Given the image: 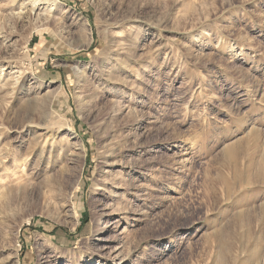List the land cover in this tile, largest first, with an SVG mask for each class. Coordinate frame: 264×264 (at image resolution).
Here are the masks:
<instances>
[{"label": "rangeland", "instance_id": "obj_1", "mask_svg": "<svg viewBox=\"0 0 264 264\" xmlns=\"http://www.w3.org/2000/svg\"><path fill=\"white\" fill-rule=\"evenodd\" d=\"M52 3L0 0V264H264V0Z\"/></svg>", "mask_w": 264, "mask_h": 264}, {"label": "bare ground", "instance_id": "obj_2", "mask_svg": "<svg viewBox=\"0 0 264 264\" xmlns=\"http://www.w3.org/2000/svg\"><path fill=\"white\" fill-rule=\"evenodd\" d=\"M40 1H52L53 3H55L56 2V0H40ZM52 3V4H53ZM40 27V23H33V24H31V27H30V30H31V32H29L30 33V35L34 32V31H36L38 28ZM26 37V36H25ZM24 37V38H25ZM28 37H29V35H28ZM122 42V41H121ZM85 44V43H84ZM116 44H118L117 42H116ZM127 44V43H126ZM122 45V44H121ZM121 47V46H120ZM123 51V50H122ZM121 52V51H120ZM118 54V53H117ZM119 58V57H118ZM116 62H117V64H119L120 63V60L119 59H117L116 60ZM257 128V127H256ZM258 133V132H257ZM251 135V134H250ZM258 138V136L254 139V144H258V142H259V140L257 139ZM248 142V141H247ZM251 142V141H250ZM241 144L239 143H237V144H233V145H230V146H228L225 150H224V156H223V158L226 160V161H230L231 163H233L235 166H236V168H237V163H238V155H239V150H240V146ZM259 146V145H258ZM258 146H256L255 145V147H258ZM78 155H80V154H78ZM241 157V156H240ZM257 167V171H256V179L258 180V178H262V174H264L263 172H264V157H262V159L259 161V163H258V165L256 166ZM256 169V168H255ZM236 171H237V169H236ZM236 174V173H235ZM236 175H238V172H237V174ZM260 179H259V181H260ZM263 179V178H262ZM256 180V181H257ZM258 182V181H257ZM21 194V193H20ZM25 194V193H24ZM27 194V193H26ZM17 195H18V193H17ZM11 196V195H10ZM3 197V196H2ZM1 197V198H2ZM7 197V196H6ZM19 197V196H18ZM21 198V197H20ZM12 199H14V198H12ZM22 199H24V197L22 198ZM21 199V200H22ZM17 200V199H16ZM11 201V200H10ZM15 201V200H14ZM23 201H25V200H23ZM21 201H19V203H20ZM5 204V203H4ZM7 209V208H6ZM8 210V209H7Z\"/></svg>", "mask_w": 264, "mask_h": 264}]
</instances>
